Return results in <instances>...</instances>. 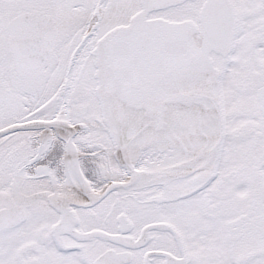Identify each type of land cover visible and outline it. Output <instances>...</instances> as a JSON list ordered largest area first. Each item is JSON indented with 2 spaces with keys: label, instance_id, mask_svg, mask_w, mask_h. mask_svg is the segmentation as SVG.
<instances>
[{
  "label": "snow or ice",
  "instance_id": "snow-or-ice-1",
  "mask_svg": "<svg viewBox=\"0 0 264 264\" xmlns=\"http://www.w3.org/2000/svg\"><path fill=\"white\" fill-rule=\"evenodd\" d=\"M0 264H264V0H0Z\"/></svg>",
  "mask_w": 264,
  "mask_h": 264
}]
</instances>
